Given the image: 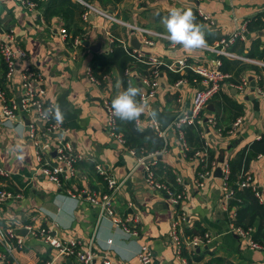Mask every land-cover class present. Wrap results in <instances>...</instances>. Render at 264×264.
<instances>
[{
	"label": "crops",
	"instance_id": "crops-1",
	"mask_svg": "<svg viewBox=\"0 0 264 264\" xmlns=\"http://www.w3.org/2000/svg\"><path fill=\"white\" fill-rule=\"evenodd\" d=\"M80 2L86 4L83 0H38V4L28 9L19 0H0V24L5 30L14 32L16 43L24 50L16 70L10 79H6L7 94L19 98L20 72L25 67L40 74L46 98L54 107L58 105L63 113V122L69 128L65 137L72 149L93 159L78 162L76 175L57 186L37 170L36 146L26 138L27 124L34 117V110H18L13 118L0 115V167L6 171L0 174V188L21 194L0 204V225L12 226L18 235L23 236V245L11 254L6 253L0 240V264H46L47 261L65 264L66 257L71 259V264H85L76 256L58 255L55 258V249L32 237L24 227L26 224L42 226L67 241L80 240L84 248L90 244L96 256L89 264H104V254L124 264H141L137 254L143 244L153 250L154 258L148 264H264V247L249 246L232 230L231 223L238 206L224 197L222 175L216 174L217 168H222L232 158H238L245 147L264 134V96L258 93L260 82L264 84V0L89 1L99 10L114 14L118 20L110 19L87 4L88 19H84ZM172 9L191 10L195 23L204 32L206 44L230 34L236 22H249L246 38H239L230 46L232 51L249 59L223 55L231 61L225 64L229 67L226 73L238 80L244 78L247 84L241 89L234 82L225 80L220 93L244 104L243 121L238 128L232 129L234 132L223 133L216 126V120H210L216 110L220 111L218 102L221 96L210 100L214 110L206 107L202 122L210 151L202 165L206 163L213 175L205 185L200 186L196 180L201 163L186 154L183 141L172 130L176 116L191 109L199 84L187 79L175 86L173 74L179 73L184 76L180 78L186 79L187 71L174 72L164 67L159 76L160 88L150 107L142 105L139 95L136 97L144 108L141 114L146 128L144 126L141 130L152 128V112L157 108L167 116H174L166 127L168 145L157 155L155 169L157 178L175 190L185 188L184 198L177 203L164 190L148 184L145 167L138 163V156L110 134L103 104L105 96L113 100L129 86L142 88V77L152 76L150 65L148 74L147 68L139 61L131 64L121 58L114 59L116 49L123 43L113 40L110 33L146 56L155 55L166 61L187 57L212 67L218 66L220 55L214 51L205 48L186 50L156 34L152 35L155 43L147 44L140 30H133L123 23L130 22L169 35L161 21ZM197 9L202 16V13L209 14L210 19L201 17ZM62 27L68 28L70 34L84 28V38L77 45H69L62 35ZM133 36L141 43L140 47L133 45ZM83 40H88L89 44ZM2 64L0 60V82H3ZM129 65L131 74L127 81L125 69ZM89 67L96 77L101 78V84L91 80ZM251 94L259 99V110L251 99L246 98ZM220 114L222 126L232 124L233 115L227 108L221 109ZM119 121L121 128L131 129L132 122L120 118ZM53 144L50 138L46 140L41 151L43 157H53ZM96 163L104 164L117 178L125 180L115 198L116 211L121 215L139 216V235L127 234L110 216L99 217L100 207L85 196L76 197L65 191L67 186L90 192L106 190L104 179L96 171ZM239 174L251 176L264 191V154L253 158ZM181 212L184 220L180 221L177 230L182 234V247L178 252L171 232ZM202 229L209 237L203 235L204 239L198 245L190 244L191 235ZM109 238L112 242H108Z\"/></svg>",
	"mask_w": 264,
	"mask_h": 264
},
{
	"label": "built area",
	"instance_id": "built-area-1",
	"mask_svg": "<svg viewBox=\"0 0 264 264\" xmlns=\"http://www.w3.org/2000/svg\"><path fill=\"white\" fill-rule=\"evenodd\" d=\"M19 3L28 9H32L35 5V1L31 0H19ZM87 5L91 6L94 10L105 13L110 19L118 20L114 14L99 10L91 3L85 2ZM205 19H210V15L202 13ZM84 18L88 19V11L84 13ZM128 25L131 29H138L143 34V41L147 44H154L155 41L152 37L153 34H156L162 38L169 40V35L156 33L148 28L139 27L130 22H123ZM63 36H66L65 28H61ZM248 32V21L236 22L234 30L225 36H222L219 40L215 41L212 44H206L205 49L216 52L218 55H225L229 57H236L242 59H249L246 56L239 55L230 49V46L239 38H246ZM110 36L113 40L117 39L123 43L126 49L134 56L138 61L145 62L152 66V76H143L141 80L142 88H140V102L145 107H150L152 99L157 96L158 89L160 88L159 76L161 75L162 68H167L174 72H185L188 70L193 71L198 75L199 78L195 79L202 87H198L193 96L192 106L189 112L184 114H179L174 119L172 127L179 128L182 123L188 122L193 123L200 117V114L204 109H206L207 104L214 97V95L221 89L223 82L229 76L228 73L223 71L219 65L221 64V59L217 58L218 66H209L202 62H197L194 60H189L187 57H180L173 61L163 60L155 55L146 56L139 49L129 46L121 38H116L112 33ZM84 35L74 36L72 39V44H79ZM170 41V40H169ZM0 54L2 55L6 71L5 76L7 79H10L12 73L16 70L18 60L23 58L24 50L16 43V35L12 30H5L0 24ZM126 76H130L131 68L128 66L125 69ZM88 75L91 80L96 84H101L102 80L93 73L92 68H88ZM21 92L18 99L14 97H6L4 91L0 89V115L5 118H13L16 116L18 110L24 112L34 110V117L27 124L26 138L30 139L33 144L36 146V156L39 161L37 170L45 176L48 180L60 186L64 184L65 180L69 179L77 173V164L82 160H92V156L83 154L82 152H76L72 149L69 141L66 139L65 134L68 131V126L62 122L58 123L51 115L48 118H45V111L49 108H54L52 102L46 98V90L43 85L41 75L38 73L32 72L28 67H25L21 72ZM129 80V79H128ZM187 81L185 78H180L175 82V86ZM247 81L239 85V88L244 89ZM258 93L264 96V87L258 88ZM112 98L110 96H105L103 100L104 108L106 110V127L110 134L118 139L122 144L125 145V138L123 134L118 129V117L113 113L112 108ZM21 106V108L19 107ZM212 122H215L210 118ZM243 121V116H240L233 125V128H236ZM144 117L137 119V125L139 127H144ZM151 125L158 130V132L167 137L168 128H163L161 123L152 116ZM43 126V128H41ZM238 128V127H237ZM232 132H234L232 130ZM203 136L206 135V131L203 130ZM180 139L182 140L183 131L179 129ZM54 141V155L53 157H43L41 151L44 150V145L46 140ZM183 141V140H182ZM185 147L186 143L183 141ZM208 144V141L206 140ZM127 148V147H126ZM128 150L138 156V163L143 164L146 170V179L148 184L153 188L164 190L171 198L173 202H180L185 196V188L182 190H175L172 185L168 184L165 181L160 180L156 176L155 166L157 164V155L162 151H154L145 153L144 151L137 152L134 149ZM206 150L203 148L196 150L193 158H197L199 162L206 161ZM96 171L102 176L106 183V190H92L87 191L85 189H73L70 186L65 187V191L76 197L85 196L90 202L97 204L100 207L99 217L110 216L114 223L117 226H121L125 232L129 235L137 236L140 234L138 228L139 216L138 215H121L118 214L115 207V198L121 189L124 179L117 178L110 170L109 167L104 164L96 163ZM230 172V167L226 163L222 167V178H223V190L224 197L229 199L233 193V189L230 187L227 178ZM6 171L0 167V174H5ZM212 169L208 165L201 164L200 168L197 170V183L200 186L205 185L207 179L212 177ZM241 186H252L256 191V194L261 201L264 202V191L256 185L251 176L246 175L244 180H242ZM19 192L8 190L5 188H0V204L6 201L7 199H15L20 197ZM131 206V202H129ZM181 220H184V213H180L178 218L173 224V229L171 232L173 242L176 244L177 251L180 252L182 247V234L177 230L178 224ZM27 231L31 234L32 237H36L41 240L47 246H50L55 249L54 257L58 255L66 256H76L83 263L89 264L93 261L96 256V251L89 244L88 247H82L80 240H64L56 235H52L48 229L42 226H34L33 224H26ZM232 230L243 237L246 243L254 248L261 247V244L251 239V230L252 228L245 229L242 226H236L231 223ZM205 238L209 237V234L204 235ZM203 237L194 236L189 238L188 242L192 245H198L203 241ZM0 240L5 247L7 254L18 247L23 245V236L18 235L15 232V228L12 226H1L0 225ZM108 242H112V238H109ZM5 254H3L4 257ZM137 258L141 264H148L154 258L153 250L148 244H143L140 251L137 254ZM6 262L9 263L8 258H5ZM104 264H124L122 261H118L109 254H104L103 257ZM46 264H51V261H47Z\"/></svg>",
	"mask_w": 264,
	"mask_h": 264
},
{
	"label": "trees",
	"instance_id": "trees-1",
	"mask_svg": "<svg viewBox=\"0 0 264 264\" xmlns=\"http://www.w3.org/2000/svg\"><path fill=\"white\" fill-rule=\"evenodd\" d=\"M31 1H35L36 4H38V0H31ZM83 1L90 3L89 1H91V0H83ZM114 1L119 2L121 0H114ZM70 3L74 4L71 1H70ZM80 3L82 5V10H81L82 17L84 18V13L88 10V6L86 4H84L83 2H80ZM47 12H48V9H47ZM198 12H199V10H198ZM198 14H200V12ZM200 16L203 17L201 14H200ZM65 30L67 33L65 36V39H66L67 44H69V45L72 43V39L74 36L85 34L84 28L74 30L71 34L68 32V28L65 27ZM248 30H249V22H248ZM115 40H117V39H115ZM121 45H122V43H121ZM115 55H116V57L115 58L113 57L114 59L121 58L122 60H126V62H130L131 64H133V62L138 61L134 58V56L130 53V51L128 49H126L125 46H123V45L116 49ZM222 56L223 55H220V58ZM263 58H264V54H263ZM0 60L3 63L2 64L3 82H0V89H2L4 91L6 97L8 98V97H11V95L7 94V89L5 87L6 86V79H7L5 76L6 66H5V62H4V59H3L1 54H0ZM140 62L141 61H139L138 63H140ZM230 63H231V61L227 60V58L223 56L222 57V66H221L222 70L227 72L229 67H227L225 64H230ZM140 64H143L144 67L147 68L148 74H149V72H151V67L149 66V64H147L145 62H141ZM129 67H130V65H129ZM168 72H171V71H168ZM180 77H184V76L180 75L179 73L173 74L174 82H176L178 80V78H180ZM185 77L189 81H193L196 78H199L198 75L195 74L191 70H188L186 72ZM125 80L128 81L127 76H126ZM226 80L227 81L230 80V82H234V84L236 86H239L244 82L245 79L241 78L238 80L235 78L234 75H232V76L229 75ZM4 82H5V85H4ZM126 84H128V83L126 82ZM259 87H264V84L262 83V81L260 82ZM220 93H221V89L214 95V97H216L217 95L221 96L220 100L218 102L219 109L221 111V109L225 110V108H227V110L229 112H231V114L233 115L232 124L227 126V127L222 126L221 121H220L222 117H221L220 111H217V110L213 114L214 116H212L211 118L213 120H216V126L217 127L219 126L223 133H228L229 131H231L233 129V123L240 116L244 115V104H242L236 100H231L227 96H222V94H220ZM139 97H140V94H139ZM205 111H206V109H204L202 111V113L200 114V117L197 120H195V122H193V123L184 122L181 124V126L179 128H177V127L172 128V130L175 131L179 137H180L179 129H181L183 131L182 140L186 143L187 147H185V151H186V154L188 156L193 157L196 150L207 148L206 157L208 158L210 146L206 143L205 136H203V133H202L203 130L206 129L205 127L202 126V122L205 119L203 117ZM141 117H143V114H141L139 116V118H141ZM130 122H132L131 123L132 124L131 129L129 131H127V130L121 128L120 121L118 118V129L123 134V136L125 138V145L127 148L134 149L137 152L144 151L145 153H149V152L163 150L168 145L167 137L161 135L158 132V130L156 128H154L153 126H152L153 129L147 128L146 130H141V129H144V127H139L137 125V119L134 121H130ZM41 128H43V126ZM145 128H146V126H145ZM149 135H151V136H149ZM134 139H135V141H134ZM145 140H148V143L145 144ZM149 140H151V141L149 142ZM262 154H264V134L260 138L254 139L248 147H245V149H243L240 152L238 158L230 159V161L228 162V165L230 167V172H229L227 181H228L230 187L233 189V193H232L231 197L229 198L230 203H235L238 206L237 212H236L237 213L236 217L232 223L236 226H242L245 229L252 228L251 234H250L251 239L258 242L259 244H261L262 247H264V202L260 200V198L258 197V195L256 194V191L254 190V188L252 186H249V185L248 186H241L240 185L242 180H244L246 174H239L240 172H242L243 169L247 168L249 162L253 158L257 157L258 155H262ZM157 162H158V159H157ZM202 163L203 162H201V164ZM199 166H201V165H199ZM105 185H106V183H105ZM206 233H207V231L202 229L199 233H194L191 236H193V237L194 236H203ZM182 254H183V251H182Z\"/></svg>",
	"mask_w": 264,
	"mask_h": 264
},
{
	"label": "clouds",
	"instance_id": "clouds-1",
	"mask_svg": "<svg viewBox=\"0 0 264 264\" xmlns=\"http://www.w3.org/2000/svg\"><path fill=\"white\" fill-rule=\"evenodd\" d=\"M161 22L167 29L172 45H181L186 50L206 46L204 32L201 26L195 23L191 10L172 9ZM139 94L140 89L132 86L120 92L112 101L114 115L126 121L138 119L144 110L143 106L136 100ZM44 115L45 118L51 115L58 123L63 122V113L58 105L47 109Z\"/></svg>",
	"mask_w": 264,
	"mask_h": 264
},
{
	"label": "water",
	"instance_id": "water-1",
	"mask_svg": "<svg viewBox=\"0 0 264 264\" xmlns=\"http://www.w3.org/2000/svg\"><path fill=\"white\" fill-rule=\"evenodd\" d=\"M83 43L85 44H89L88 40H83ZM133 45L140 47L141 43L136 41L135 37L133 36ZM253 85H255L253 83ZM200 87H202V85H200ZM246 98H249L252 100L254 107L259 110L260 109V101L259 99L255 96V94H251L246 96ZM158 105V104H157ZM21 108V106H19ZM208 109L210 110H214V105L212 104V102H209L206 106ZM153 116L161 123L163 128L168 127V125L171 123V121L174 119V116H167L165 114H163L159 108H157L156 110H154V112H152ZM216 174L217 175H222V168L219 167L216 170ZM25 231V230H22ZM65 264H71V259L69 257H66L65 259Z\"/></svg>",
	"mask_w": 264,
	"mask_h": 264
}]
</instances>
